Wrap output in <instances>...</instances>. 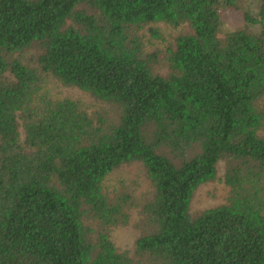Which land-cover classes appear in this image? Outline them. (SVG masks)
Listing matches in <instances>:
<instances>
[{
	"label": "trees",
	"instance_id": "1",
	"mask_svg": "<svg viewBox=\"0 0 264 264\" xmlns=\"http://www.w3.org/2000/svg\"><path fill=\"white\" fill-rule=\"evenodd\" d=\"M241 2L0 0V264H264V0L256 14ZM230 10L244 25L221 36ZM153 24L184 29L166 77L139 35ZM131 163L151 186L133 256L110 237L122 205L103 190ZM219 164L226 199L193 216Z\"/></svg>",
	"mask_w": 264,
	"mask_h": 264
},
{
	"label": "rangeland",
	"instance_id": "2",
	"mask_svg": "<svg viewBox=\"0 0 264 264\" xmlns=\"http://www.w3.org/2000/svg\"><path fill=\"white\" fill-rule=\"evenodd\" d=\"M243 9L251 14H256L258 9V0H242ZM242 10L224 11L222 13L223 23L221 27V36L228 30H235L243 27ZM183 27L173 28L165 24H153L143 28L139 35L142 38L143 51L148 54L156 55V62L152 64V72L161 76H167L170 71L166 62L165 51L171 45L173 38L180 34ZM150 30L158 32L159 38L151 36ZM33 48L20 55V59L29 61L37 55ZM50 92L52 98H72L76 100L82 109L89 116H95L97 113L113 117V110L107 105L96 102L88 95L76 90L63 88L50 83ZM21 139L24 138L23 130L20 129ZM224 164L218 165L216 179L202 187L194 194L190 213L199 215L207 208H211L223 203L228 193L223 183ZM103 190L109 201L119 202L122 205L121 221L117 225L108 228L110 237L116 248L130 256L134 254V243L136 239L144 233V224L140 208L151 196V186L146 178L144 169L140 163H131L115 169L103 183ZM93 221L89 222L92 223ZM93 225H95L93 223Z\"/></svg>",
	"mask_w": 264,
	"mask_h": 264
}]
</instances>
